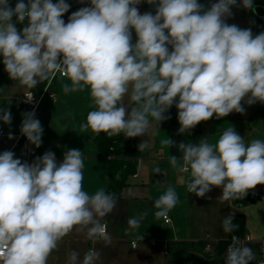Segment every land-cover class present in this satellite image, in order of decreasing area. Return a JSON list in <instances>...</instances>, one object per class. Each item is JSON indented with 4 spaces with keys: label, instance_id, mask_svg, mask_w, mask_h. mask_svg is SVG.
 Here are the masks:
<instances>
[{
    "label": "clouds",
    "instance_id": "1",
    "mask_svg": "<svg viewBox=\"0 0 264 264\" xmlns=\"http://www.w3.org/2000/svg\"><path fill=\"white\" fill-rule=\"evenodd\" d=\"M141 2L90 0V7L72 13L65 23L62 17L70 7L65 0H18L15 8L0 0L5 71L28 88L51 83L59 74L70 81L63 84L65 94L87 90L92 110L81 132L108 137L145 135L153 123L167 119L164 113L173 104L179 134L214 115L243 113L241 101L264 104V33L253 37L250 29L225 23L237 0H218L207 11L198 0H146L158 5L155 15L141 14L136 7ZM241 6L253 9V0H241ZM26 20L18 30L16 25ZM33 116L25 114L21 132L39 148L43 129ZM0 119L10 124V112L3 110ZM161 143L178 148L181 157L172 155L170 163L189 173L187 191L197 197L219 187L221 200H241L264 185V140L246 143L233 127L215 144L207 138L197 144L169 137ZM147 146L142 142L138 149ZM83 168V154L76 149L65 152L59 164L51 151L32 164L14 158L12 151L0 154V264H48L74 229L111 243L102 220L115 208L116 197L104 188L87 192ZM178 202L177 191L168 185L154 201L155 217L167 219ZM147 215L130 217L127 231L139 229ZM232 220L229 215L222 222L226 233L235 228ZM232 240L225 264H251L253 250L235 236ZM99 259L100 252L90 248L82 261L70 252L68 264H96Z\"/></svg>",
    "mask_w": 264,
    "mask_h": 264
},
{
    "label": "crops",
    "instance_id": "2",
    "mask_svg": "<svg viewBox=\"0 0 264 264\" xmlns=\"http://www.w3.org/2000/svg\"><path fill=\"white\" fill-rule=\"evenodd\" d=\"M198 3L203 6V11L211 8L208 0H198ZM69 6L68 12L62 17L65 23L72 13L91 5L90 0H73ZM157 6L141 4L138 10L141 14L155 15ZM224 19L229 25H236L242 30L250 29L253 37L264 33V18L255 17L250 9H231V15ZM132 40L135 43L134 30ZM0 63L3 78L0 116L3 110L11 114L10 124L0 119L3 132L0 136V154L12 151L14 158L32 164L44 153L51 151L59 164L65 152L80 150L84 159V189L90 194L99 188L107 192L110 161H123L127 158L122 154L101 156L94 141L95 133L91 130L81 132L80 125L86 122L87 114L92 110L89 92L85 90L65 94L63 84H70V81L58 75L51 80L50 89L55 93V98L44 97L38 104L34 119L40 121L43 129L41 145L37 148L32 144L33 155L28 158L24 151L15 147L26 114L19 105V98L28 87L9 77L2 56ZM45 82V85L48 84V81ZM241 105L243 113L232 112L220 119L214 115L200 122L190 132L179 134L178 110L173 104L164 113L167 119L159 125L153 123L145 135L135 137L138 145L147 142L148 146L144 149L146 155L136 159L135 176L128 178L116 199L115 208L102 220L107 225L111 243L88 239L86 232L74 229L60 241L57 249L49 256L48 264H68V256L72 251H76L82 261L90 248L100 252L96 264H225L227 251L220 246V242L229 238L230 232L226 233L222 227L223 220L229 215L243 217L242 234L250 238L243 246L251 248L255 255L251 264H264V185H257L250 190L256 200L246 204L221 200L222 188L219 187H213L204 197H197L187 191L189 173L179 171L178 167L170 163L172 155L179 159L182 154L177 147L161 143L169 137L177 143L184 141L198 144L201 139L207 138L215 144L228 127H233L246 143L253 139L264 140V104L256 102L248 105L241 101ZM111 138L117 139L118 136ZM156 168L160 169L159 173L155 171ZM168 185L177 191L179 202L168 214L170 222L165 224L163 218L155 217L153 204ZM142 212L148 215L140 228L127 231L128 219ZM141 236L142 239H139ZM133 241L136 243L135 249L130 246Z\"/></svg>",
    "mask_w": 264,
    "mask_h": 264
},
{
    "label": "trees",
    "instance_id": "3",
    "mask_svg": "<svg viewBox=\"0 0 264 264\" xmlns=\"http://www.w3.org/2000/svg\"><path fill=\"white\" fill-rule=\"evenodd\" d=\"M18 0H8L10 7L15 8ZM25 3H27L24 0ZM261 5L264 6V0H253V6ZM16 21V17H13V22ZM18 30L26 26L24 24L16 25ZM45 81L36 86L37 91H41L45 85ZM3 85V78L1 73V63H0V91ZM51 88V87H50ZM97 150L101 156H108L111 154L118 155L122 154L127 159L123 161L113 160L110 161L107 174H108V188L107 192L115 195L116 199L119 197L121 190L126 186L127 180L129 177L135 175L136 172V159L144 157L146 155L144 150L138 149V144L134 138H126L121 134L117 139H112L108 137L105 133L96 134L94 138ZM256 200V196L248 192L244 199L241 200H231L232 202H237L239 204H246ZM232 223L235 225V228L230 232V236H243L242 234V224L243 217L242 215H232ZM229 245V241H221L220 246L225 249Z\"/></svg>",
    "mask_w": 264,
    "mask_h": 264
},
{
    "label": "built area",
    "instance_id": "4",
    "mask_svg": "<svg viewBox=\"0 0 264 264\" xmlns=\"http://www.w3.org/2000/svg\"><path fill=\"white\" fill-rule=\"evenodd\" d=\"M27 2V0H25ZM73 0H65V3L70 5ZM210 3V6H212L214 3H217L218 0H208ZM53 3L58 2V0H52ZM147 4L146 0H142V2L139 4ZM139 5H136L138 8ZM234 8H240V9H245L244 7L241 6V0H237V4L235 6H232L231 9ZM251 10V9H250ZM27 24V20L25 21ZM60 76L59 74H56V76ZM53 79V78H52ZM51 79V80H52ZM46 89V90H45ZM48 97L50 99L55 98V93L50 89V83L46 84L41 91H37L34 88H28L19 98V105L20 107L26 112V113H34L33 118L35 117L36 109L38 107V104L42 100V98ZM3 135V132L1 130V125H0V136ZM15 147L19 148L20 150L24 151L27 155V157H31L33 155V147L32 144L27 140V138L22 134V132L17 136L16 142H15ZM135 176V175H133ZM163 221L165 224H168L170 222V219L167 217V219L163 218ZM234 236H230L228 238L229 245L225 248V251H227L228 247L233 243V238ZM241 245H244L245 242L249 241L248 236H235ZM132 243H130V246L132 248Z\"/></svg>",
    "mask_w": 264,
    "mask_h": 264
},
{
    "label": "water",
    "instance_id": "5",
    "mask_svg": "<svg viewBox=\"0 0 264 264\" xmlns=\"http://www.w3.org/2000/svg\"><path fill=\"white\" fill-rule=\"evenodd\" d=\"M252 14L257 18H264V7L260 5L253 6V9H251Z\"/></svg>",
    "mask_w": 264,
    "mask_h": 264
}]
</instances>
